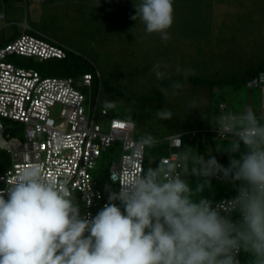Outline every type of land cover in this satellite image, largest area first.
Wrapping results in <instances>:
<instances>
[{
  "label": "clouds",
  "instance_id": "9594fccd",
  "mask_svg": "<svg viewBox=\"0 0 264 264\" xmlns=\"http://www.w3.org/2000/svg\"><path fill=\"white\" fill-rule=\"evenodd\" d=\"M134 6L132 20L139 19L148 34L170 39L173 0ZM159 67L153 68L157 78L163 75ZM156 116L171 120L173 113L157 110ZM216 123L219 140L228 141L219 147L230 157L240 154L228 168L214 156L192 155L190 148L171 153L155 168L119 177L120 190L110 191L109 204L92 219L81 217L67 179L49 177L40 163L20 168L6 193L0 192V264H239L241 251L251 255V264H264V123L251 108L222 114ZM66 143L58 140L56 150ZM140 143L153 147L158 140L149 134ZM181 144L177 138L175 147ZM190 168L193 175L222 174L239 182L237 196L226 204L229 213L200 198L207 181L195 192L189 188L182 176ZM232 212L239 213L238 221L231 220Z\"/></svg>",
  "mask_w": 264,
  "mask_h": 264
},
{
  "label": "rangeland",
  "instance_id": "374dc122",
  "mask_svg": "<svg viewBox=\"0 0 264 264\" xmlns=\"http://www.w3.org/2000/svg\"><path fill=\"white\" fill-rule=\"evenodd\" d=\"M201 1H173L174 21L168 30L170 39L166 42L159 34H148L139 19L134 21L130 18L136 14L134 5L140 0L40 2L37 17L29 18L32 25L29 32L33 29L64 44L68 49V58L39 62L16 56L11 61L20 67L36 69L47 77L78 76L84 67H88L93 74L98 71L103 83L99 108H105L106 101L114 102L113 108L105 109L109 112L106 123L112 118L133 121L135 131L130 135L133 139L140 140L150 134L160 141L183 134L188 128L207 130L215 122L213 111H220L224 101L228 106H239L248 99L247 86L240 85V90L232 93V81L226 80L234 77L239 82L249 78L242 77V73L251 53L243 50L241 33L233 32L226 35L225 43L222 42L229 53L225 58L215 59L213 56L202 59L193 55V48L203 43H206V55L212 51L214 44L220 43L209 42L208 33H202L204 29L211 28L209 14H214V11L210 0ZM260 44L258 50H264V40ZM232 46L240 50L232 52ZM213 54L211 52L210 55ZM261 62L264 69V61ZM157 64L160 65L158 71L163 74L161 78H157L156 71H153ZM70 72L73 75H69ZM253 90L259 104L261 90ZM193 103L195 107H190ZM163 109L173 113L171 120L157 118V110ZM98 122L103 123V119H98ZM15 128L20 129L14 130L13 126L9 130L13 137L24 139L25 129L18 125ZM205 137L197 138L189 152L208 160L215 150L220 151V142ZM201 143L206 145L203 154H199L198 150ZM121 151L122 144L118 142L115 151L109 150L102 155L95 173L100 168L108 169L111 160H119ZM149 161L151 163L152 159ZM232 184L239 186V182Z\"/></svg>",
  "mask_w": 264,
  "mask_h": 264
},
{
  "label": "built area",
  "instance_id": "2783aa9c",
  "mask_svg": "<svg viewBox=\"0 0 264 264\" xmlns=\"http://www.w3.org/2000/svg\"><path fill=\"white\" fill-rule=\"evenodd\" d=\"M16 56L39 62L66 60L68 49L60 42L26 29L17 38L0 46V151L10 157V166L0 172V192L6 193L8 183L20 168L30 163H40L49 177L69 181L68 186L73 191L74 200L79 203L82 218L92 219L109 204L110 191L120 190L119 177L134 169L146 171L147 147L139 139L130 137L135 131L134 122L112 118L106 123L109 112L99 108L103 83L98 71L95 75L83 73L74 77H47L36 69L14 64L11 58ZM263 79L262 74L257 79L258 83L256 80L248 83L249 87L261 90L262 123ZM225 110L226 106L221 104V115L225 114ZM98 119H103V123L98 122ZM121 124L123 127H118ZM15 125L25 129L24 139L13 137L9 132L13 126L14 130L20 129L15 128ZM216 127L217 123L207 130L197 129L158 141L155 146L168 142V152L158 159L157 165L171 153L180 151L185 146L184 138L187 136L192 140L201 132L209 131L219 138ZM177 138L182 141L180 149L175 147ZM61 139L67 143L57 151V141ZM118 142L122 144L119 160H111L109 187L101 188L95 170L103 153ZM26 155L28 160H25ZM213 178L223 180L222 174ZM235 197L225 198L213 206H221L222 214H227L230 210L226 204ZM115 203L120 206L119 201ZM230 218L233 222L238 221L239 213L232 212ZM241 254L242 251L236 259L239 264H244Z\"/></svg>",
  "mask_w": 264,
  "mask_h": 264
},
{
  "label": "crops",
  "instance_id": "0c3cea01",
  "mask_svg": "<svg viewBox=\"0 0 264 264\" xmlns=\"http://www.w3.org/2000/svg\"><path fill=\"white\" fill-rule=\"evenodd\" d=\"M47 1L48 0H0V46L11 41L14 37L18 36L21 31H24L25 29L29 31L32 26L29 23V18L31 16L33 18L37 17L36 13L40 10V2L47 3ZM177 1L178 3H183L185 0ZM204 1L205 0H202L201 3ZM210 1L212 2L211 8L214 11V14H209V24L211 28L204 29L202 33H208L209 42L218 41L220 43L213 45V49L211 51L214 52L213 55H210L211 52L209 55H206V50L204 48L206 47V43L199 45V47L193 48V55L196 54L202 59L213 56L215 59L221 56H224L225 58L226 55L229 54L228 48L223 47L222 45V42L225 43L227 41L226 35L233 32L241 33L240 39L243 43V50H249L251 53L249 56L250 58L247 60L248 63L246 69L244 70V73H242V77L251 75L252 73L254 74L255 71L258 72V76L260 77L262 74H264V69H262L263 63L261 62L264 61L262 60L264 59V50H258L261 45L260 43L264 40V0ZM25 19H27V22H25ZM32 32L37 33L33 29ZM197 38L199 39V37ZM231 50L234 52L239 51L240 49L238 47L232 46ZM255 67H258V70H255ZM260 69L262 70L259 71ZM211 80L212 79L209 81ZM229 80L232 81L231 83L233 85L232 93H236L238 90H240V86L233 84L234 82H237L234 77L226 81L229 82ZM213 82H215V80H213ZM247 87L249 88L248 99L245 102L242 101L239 106H233V104H229L228 106V104L224 101L226 106L225 113L240 115L242 112L251 108L262 123L260 106L262 103L261 91L259 94L260 102L258 104L255 100V91L253 90L257 88H251L248 85ZM213 114L215 117V124L217 119L221 116V113H216L213 111Z\"/></svg>",
  "mask_w": 264,
  "mask_h": 264
},
{
  "label": "trees",
  "instance_id": "16d2710c",
  "mask_svg": "<svg viewBox=\"0 0 264 264\" xmlns=\"http://www.w3.org/2000/svg\"><path fill=\"white\" fill-rule=\"evenodd\" d=\"M67 60V59H66ZM88 67H84L83 71H81L80 74H83V73H91L90 71H88ZM263 69V68H262ZM262 69H260L259 71H261ZM252 72V71H251ZM76 74V73H75ZM79 74V72L77 73ZM96 73H94L95 75ZM69 75H73V73H69ZM249 78H244L242 80H240L239 82H234L233 84L234 85H244V86H247L248 83L258 79V72H254V74L252 73L251 75H247ZM214 84V83H213ZM160 90V89H159ZM214 112L218 113L220 112L219 109L215 110ZM131 121V120H129ZM133 122V121H132ZM194 129H187L185 132H191L193 131ZM203 130V129H202ZM205 135H203V133L201 132L199 134V136H196V137H193L192 140L189 139V136L185 137L184 138V143H185V146L180 150L182 151L183 149L185 148H191L194 144V141L197 139V138H200V137H203V136H206L205 138L207 139H212L214 141H219L220 142V145H223V147H227L228 145V141H220L219 138H217V136H215L214 134L210 133L209 131H206V133L204 132ZM230 138V137H229ZM117 145V144H116ZM116 145L114 147H112L111 149H109L111 152L115 151L116 150ZM149 149H152V150H149ZM109 150H106L103 155H106V153L109 152ZM190 149H188L189 151ZM198 150H199V154H203L206 152V145H203L202 143L198 146ZM246 149L244 148L243 144H241V152H245ZM168 152V142H163L161 144H159L158 146H153V147H147L146 148V169L147 170L149 167V163L152 159V164L150 163V167H157V162H158V159L161 157V156H164L165 154H167ZM240 154H232V157L229 156L228 153L224 152L221 148H220V151H217L215 150L214 151V154L213 156L216 158L217 162L220 163L221 166H223L224 168H228L230 166V158H237L239 157ZM220 157L222 158V160L220 161ZM156 161V162H154ZM148 163V165H147ZM153 165V166H152ZM10 166V157L9 155L4 152V151H0V172L2 171H5L8 167ZM108 169H99L98 172L95 173V176L97 177V181L99 182V184L103 187H105L106 185H109V178H108ZM184 177V180L186 181V183L188 184L189 188L195 192L196 188L198 185H201V184H205L206 181L208 183H210V187H205L203 192L199 194L200 198H205V199H208L210 200L213 204H216L218 202H220L221 200L225 199V198H233L235 196H237V189L239 186H234L232 184V182H229V181H226V180H222V181H218L216 179H214L213 177H208V178H205L203 176H197V175H193L191 174V168H190V171H189V174L188 175H185L183 176ZM76 203V201H75ZM77 206L79 207V203H76ZM80 209V214H81V217H82V211H81V208L79 207ZM241 259H242V262L244 264H251V260H252V257L250 254L242 251V254H241Z\"/></svg>",
  "mask_w": 264,
  "mask_h": 264
},
{
  "label": "snow or ice",
  "instance_id": "6c2138e0",
  "mask_svg": "<svg viewBox=\"0 0 264 264\" xmlns=\"http://www.w3.org/2000/svg\"><path fill=\"white\" fill-rule=\"evenodd\" d=\"M118 127H121V128H122V127H123V125H122V124H121V125H118Z\"/></svg>",
  "mask_w": 264,
  "mask_h": 264
},
{
  "label": "water",
  "instance_id": "95a60500",
  "mask_svg": "<svg viewBox=\"0 0 264 264\" xmlns=\"http://www.w3.org/2000/svg\"><path fill=\"white\" fill-rule=\"evenodd\" d=\"M263 75H264V74H263ZM263 81H264V79H263ZM255 82H256V83H258V82H259V80H256Z\"/></svg>",
  "mask_w": 264,
  "mask_h": 264
}]
</instances>
